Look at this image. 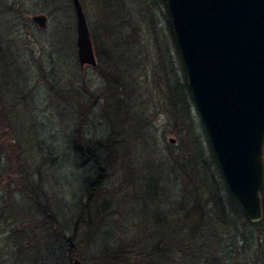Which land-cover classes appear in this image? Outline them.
I'll return each mask as SVG.
<instances>
[{
    "label": "rangeland",
    "instance_id": "obj_1",
    "mask_svg": "<svg viewBox=\"0 0 264 264\" xmlns=\"http://www.w3.org/2000/svg\"><path fill=\"white\" fill-rule=\"evenodd\" d=\"M36 1L0 0V109L4 108L10 116L11 126L18 134L14 136L8 129V147L16 143L17 154L23 155L21 159L15 157L14 151L9 149L7 157L3 156L0 161V264H33L38 256H42L43 264H57L52 259L45 261L47 239L40 231L42 218L38 211L33 212L38 224L34 242H25L20 251L12 246L13 242H22L20 235L9 239L12 231L19 233L31 228L29 222L21 223V220L14 226L9 225L11 221L5 224V217L18 213V209L14 211L12 205L6 204L15 202L26 206L25 209L35 208L29 202L30 192L19 184L23 177L12 174V165L28 168L33 187L44 192L40 193L42 204L56 212L66 239L73 235L72 218L80 214L87 219L83 207L90 193L84 179H88L87 186L92 189L91 185L99 176L98 169L92 161L78 162L71 157L69 141L80 109L96 101L83 126L85 142L90 145L111 134L116 148L107 163L103 185L92 190L91 198L98 208L107 202L112 208L93 217V231L87 234L79 229L74 249L78 247L85 257L84 260L77 254L72 257L82 264H95L107 247L127 242L125 233L133 230L134 223H128L127 212L141 216L131 204L136 187L141 189L144 185L143 176L150 172L165 176L170 150L178 153L182 147L185 151L189 149L187 132L180 133L183 124L174 121L170 104L165 99L168 77L162 78L172 66H176L182 78L185 71L179 52L168 43L171 41L168 12L159 0H134V10L124 11L117 19L119 25L129 22V26L135 28L131 40L132 59L131 53L126 51L128 40L112 33L109 23L97 15L94 0H80L93 38L96 34L94 50L98 64L95 68L86 66L84 69L77 57L74 8L68 17L69 35L63 38L54 33L55 25L48 14L30 11L38 6ZM37 14L49 18L45 30L32 21ZM150 18L158 34L148 28ZM169 46L173 59L168 63ZM131 60L140 66L130 70L132 80L128 85L126 81L130 79L124 77L123 66ZM125 92L130 93L132 103H127ZM118 93L120 103L111 99ZM125 113L133 114V122L130 117H124ZM137 114L139 121L135 119ZM191 119L203 159L213 168L216 179L222 182V176L212 164L214 153L195 106ZM13 191L17 192L13 195ZM111 212L113 217L109 215ZM134 224L137 226L139 222ZM136 231L140 234L143 226H138ZM130 233L129 238L134 239L135 232ZM52 245L59 253V244ZM57 260L59 264L60 258Z\"/></svg>",
    "mask_w": 264,
    "mask_h": 264
},
{
    "label": "trees",
    "instance_id": "obj_2",
    "mask_svg": "<svg viewBox=\"0 0 264 264\" xmlns=\"http://www.w3.org/2000/svg\"><path fill=\"white\" fill-rule=\"evenodd\" d=\"M140 1L145 2L144 0ZM134 2V0H94L97 15L109 23L112 33L123 40H128L126 51L131 53V59L133 58L131 40H133L132 33L135 28L132 25L129 26V22L119 25L117 19L124 11L132 12L136 4ZM36 3H39L38 6L36 8L33 6L30 11L48 14L55 25L54 33L63 38L67 37L70 32L68 17L73 9L72 0H37ZM159 3L166 7V0H159ZM167 18L171 35V41L168 43L174 46L178 52L168 14ZM147 23L152 33L159 31L155 28L156 24L151 18ZM93 35L94 33L91 35L94 43L96 34L94 38ZM94 46L96 47L95 43ZM169 48L170 46L168 47V63L170 58L173 59L172 51ZM138 66L140 64L134 65L132 60L129 64L126 62V67L123 66L126 80L132 78L130 70L138 68ZM176 70V66H172L168 68L166 74L162 75V78L168 77V94L165 99L170 104L174 121L183 124L180 133L187 132L189 149L185 151V147L184 149L182 147L178 153L173 149L170 150L168 171L165 176L156 175L153 172L143 176L144 185L141 189L136 187L131 204L132 209L136 208L141 216L138 217L137 214L132 216V213L127 212L128 223L139 222V225L136 226L133 223V230L125 233L127 242L107 247L106 251L99 255L101 260L95 264H133V260L134 264H264V219L262 223L252 225L245 218L239 204L231 196L226 184H223L224 179L215 155H212V164L216 172L222 176V182L216 179L213 168L203 159L201 146L192 129L191 116L194 103L187 86L186 75L184 72L182 78ZM131 80H127L126 83L129 85ZM87 93H89L88 90ZM125 93L127 103H132L129 100L130 93ZM111 99L120 103L121 96L119 93L113 94ZM95 103L96 101L92 105L88 104L80 109V117L75 123L69 141L71 157L79 160L78 162L92 161L95 163V168L98 169L99 176L96 182L91 185L92 189L87 186L88 179H84L87 192L90 193L89 201L83 207L87 213V219L80 214L76 219L72 218V224L75 226L73 235L70 239H66L56 212L50 206L42 204L41 194L44 192L41 188V192H38L33 187L28 168L23 165H12V174L23 177L19 184L30 192L32 197L29 202L35 206L32 210L31 208L25 209L26 206H20L15 202L6 204L12 205L14 211L18 209V213H12L9 217H5V224L11 221L9 225L14 226L21 220V223L29 222L31 228L30 231L23 230L19 233L12 231L9 239L16 235L22 237V242L12 243L14 249L20 251L25 242H34L36 239L34 233L38 224L33 219V212L38 211V216L42 218V222H39L42 226L40 231L45 233L47 239L45 261L52 259L58 264L59 257V264H72L74 254L84 260L85 255L80 252L78 247L74 249L73 244L79 229L87 234L89 231H93L95 225L93 217L112 208L110 204H107L108 202L98 208V204H94V200L91 198L92 190H98L103 185L102 178L107 170V163L111 160L116 148L113 145V135L111 134L108 135L109 137L107 136L108 138L90 145L85 142L83 126ZM4 111V108L0 109V161L4 159L3 156L7 157L9 149L14 151L12 153L15 157L21 159L23 155L17 154L16 143L13 142L15 145L8 147L6 138V136L8 138L10 136L8 129H11L14 136L17 132L11 126L10 116ZM132 115L125 113L124 117H130L133 122ZM135 119L139 121L138 114ZM136 181L139 184L138 180ZM16 192L13 191L12 194L14 195ZM262 201L264 210V189ZM109 215L113 217V212ZM82 221H84V226H81ZM138 226H143L144 229L140 234H136ZM130 232H135L134 239L129 238ZM52 243L59 244V253L53 248ZM33 264H43L42 256H38Z\"/></svg>",
    "mask_w": 264,
    "mask_h": 264
},
{
    "label": "water",
    "instance_id": "obj_3",
    "mask_svg": "<svg viewBox=\"0 0 264 264\" xmlns=\"http://www.w3.org/2000/svg\"><path fill=\"white\" fill-rule=\"evenodd\" d=\"M72 4L79 65L95 68L86 14L80 0ZM166 9L225 184L245 218L258 225L264 219V0H166ZM32 21L45 30L49 18L37 14Z\"/></svg>",
    "mask_w": 264,
    "mask_h": 264
},
{
    "label": "bare ground",
    "instance_id": "obj_4",
    "mask_svg": "<svg viewBox=\"0 0 264 264\" xmlns=\"http://www.w3.org/2000/svg\"><path fill=\"white\" fill-rule=\"evenodd\" d=\"M74 260H75V258H73V260H72V264H73Z\"/></svg>",
    "mask_w": 264,
    "mask_h": 264
},
{
    "label": "flooded vegetation",
    "instance_id": "obj_5",
    "mask_svg": "<svg viewBox=\"0 0 264 264\" xmlns=\"http://www.w3.org/2000/svg\"><path fill=\"white\" fill-rule=\"evenodd\" d=\"M82 69H84V68H82ZM1 165V164H0Z\"/></svg>",
    "mask_w": 264,
    "mask_h": 264
}]
</instances>
